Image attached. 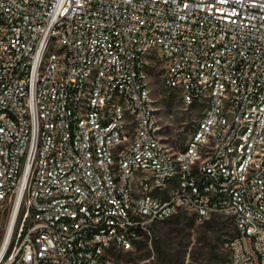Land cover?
I'll return each instance as SVG.
<instances>
[{
    "label": "built area",
    "instance_id": "2783aa9c",
    "mask_svg": "<svg viewBox=\"0 0 264 264\" xmlns=\"http://www.w3.org/2000/svg\"><path fill=\"white\" fill-rule=\"evenodd\" d=\"M156 57L201 107L182 149ZM1 208L0 264H123L179 210L227 215L228 264H264V0H0Z\"/></svg>",
    "mask_w": 264,
    "mask_h": 264
},
{
    "label": "rangeland",
    "instance_id": "374dc122",
    "mask_svg": "<svg viewBox=\"0 0 264 264\" xmlns=\"http://www.w3.org/2000/svg\"><path fill=\"white\" fill-rule=\"evenodd\" d=\"M165 63L150 61L147 80L160 117L163 141L182 149L201 113L198 105H187L180 93L164 84ZM8 208L0 209V245L6 233ZM234 234L233 222L225 214L197 221L186 210L154 223L152 236L136 243L133 250L117 256L123 264H228V244Z\"/></svg>",
    "mask_w": 264,
    "mask_h": 264
},
{
    "label": "bare ground",
    "instance_id": "6f19581e",
    "mask_svg": "<svg viewBox=\"0 0 264 264\" xmlns=\"http://www.w3.org/2000/svg\"><path fill=\"white\" fill-rule=\"evenodd\" d=\"M19 201H20V197L18 199L16 208H15V212L13 214V218L15 217L16 209L18 207ZM12 227H13L12 224H10L7 227L6 233H5L4 238H3L2 242H1V247H0V263L2 262V258H3L4 251H5L6 247H7L8 242H9V239H10V236H11V232H12Z\"/></svg>",
    "mask_w": 264,
    "mask_h": 264
}]
</instances>
